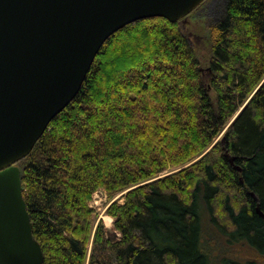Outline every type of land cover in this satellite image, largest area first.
Segmentation results:
<instances>
[{
    "label": "trees",
    "instance_id": "trees-1",
    "mask_svg": "<svg viewBox=\"0 0 264 264\" xmlns=\"http://www.w3.org/2000/svg\"><path fill=\"white\" fill-rule=\"evenodd\" d=\"M223 12L206 71L182 20L140 19L104 43L22 159L43 264H212L206 220L264 257V0ZM101 189L126 191L107 209L115 236L91 205Z\"/></svg>",
    "mask_w": 264,
    "mask_h": 264
},
{
    "label": "water",
    "instance_id": "water-1",
    "mask_svg": "<svg viewBox=\"0 0 264 264\" xmlns=\"http://www.w3.org/2000/svg\"><path fill=\"white\" fill-rule=\"evenodd\" d=\"M205 1L0 0V264L44 263L16 164L76 97L107 39L140 19L185 20Z\"/></svg>",
    "mask_w": 264,
    "mask_h": 264
},
{
    "label": "rangeland",
    "instance_id": "rangeland-1",
    "mask_svg": "<svg viewBox=\"0 0 264 264\" xmlns=\"http://www.w3.org/2000/svg\"><path fill=\"white\" fill-rule=\"evenodd\" d=\"M226 0H206L192 11L185 20L181 21L183 32L190 39L203 62V69L208 68V58L210 55V44L212 38L211 24L214 19L223 16V7ZM226 130V129H225ZM222 132L221 136L225 132ZM20 168L24 166L22 159L16 164ZM118 193L112 199L108 197L105 190L101 189L95 192L91 205L97 213V224L103 221L107 227L108 235L115 236L113 228V217L107 213L109 205L114 201L123 202L124 194ZM109 217L112 218L109 219ZM205 246L212 257V264H224L223 259H235L241 262L256 261L257 264H264V257L260 256L253 249L246 245H229L223 241L213 224L206 220Z\"/></svg>",
    "mask_w": 264,
    "mask_h": 264
},
{
    "label": "bare ground",
    "instance_id": "bare-ground-1",
    "mask_svg": "<svg viewBox=\"0 0 264 264\" xmlns=\"http://www.w3.org/2000/svg\"><path fill=\"white\" fill-rule=\"evenodd\" d=\"M109 219H111V220H112V218H111V217H109Z\"/></svg>",
    "mask_w": 264,
    "mask_h": 264
}]
</instances>
